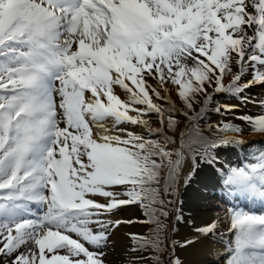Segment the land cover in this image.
<instances>
[{"label": "snow or ice", "instance_id": "snow-or-ice-1", "mask_svg": "<svg viewBox=\"0 0 264 264\" xmlns=\"http://www.w3.org/2000/svg\"><path fill=\"white\" fill-rule=\"evenodd\" d=\"M257 86L264 0H0V264H106L112 230L135 223L149 232L128 234L131 264H184L179 197L204 167L262 210H226L224 264H264V149L226 166L240 126L200 128L212 92L243 104ZM239 119L264 136V112ZM132 206L146 219H112ZM188 224L207 238L219 217Z\"/></svg>", "mask_w": 264, "mask_h": 264}, {"label": "rangeland", "instance_id": "rangeland-1", "mask_svg": "<svg viewBox=\"0 0 264 264\" xmlns=\"http://www.w3.org/2000/svg\"><path fill=\"white\" fill-rule=\"evenodd\" d=\"M229 79V77L225 78L224 83L226 85L229 83ZM152 83L154 84L155 82L153 81ZM169 88L171 91L167 93L169 97L168 102L174 104L177 108H182L183 102L177 95V86L169 85ZM173 90H175V92ZM209 92H212V89H209ZM119 94H121V98L124 99L122 90H119ZM244 95L249 98V101L242 104L238 99L230 97L226 93L212 92V101L209 105L210 110L207 113L206 119L202 120L200 123V128L206 132L208 131L209 124L215 128V126L221 121L239 125L242 129L241 133H229V135L236 136L244 142L242 147L228 146L220 149L217 153L220 160L226 166H242L252 160V154L258 153L259 150L264 149V136H260L250 131L246 122L239 119L241 116H256L264 112V108H261L260 106L261 101H264V88L259 86L254 87L250 91L245 92ZM200 99L201 104L196 105L197 111L203 106L204 97H201ZM159 103L164 102L159 101ZM217 104H239L240 106L234 109L231 113L219 115L211 110ZM153 120H155V117H153ZM152 126L154 128L159 127V124L153 123ZM183 126L184 122L182 120L180 127L183 128ZM130 130H133V128H130ZM134 130L140 131V129ZM231 191L232 189L224 185L223 178L211 167H204L202 170L198 171L188 189L181 188L179 199L184 201L183 213L185 216V222L176 225L178 230L173 234L172 238L181 242L184 237L196 240V243L185 250L177 249V255H179L184 261V264H224V261L221 258L222 253L224 252V242L230 238L227 235L228 228L227 221L225 220V212L227 209L244 208L245 210L250 209L257 214H261L262 211L252 206L249 200L241 198L240 196L230 195L229 193ZM33 211H36L35 206ZM190 213L191 217L189 216ZM217 217H219V226L215 235L208 236L207 238L203 236L196 238L193 235V227L188 224L190 218L194 219L196 226H204L217 219ZM112 219H132L140 221L146 219V217L140 208L132 206L127 210L120 211L116 216L112 217ZM148 232V227L143 226L140 223H135L133 225L125 224L118 229H113L109 237L108 246L104 249L106 253V264H131L133 257L139 255V253H132L130 251L133 242L128 234L137 233L141 236H145ZM117 234L118 236L123 235L124 241L122 243L117 242L114 245V235ZM206 248H212V251L206 252L208 255L204 253L202 256H198L197 260H191L189 256L190 251H199ZM143 254L148 255L147 253ZM140 264H152V261L149 259L141 261Z\"/></svg>", "mask_w": 264, "mask_h": 264}, {"label": "bare ground", "instance_id": "bare-ground-1", "mask_svg": "<svg viewBox=\"0 0 264 264\" xmlns=\"http://www.w3.org/2000/svg\"><path fill=\"white\" fill-rule=\"evenodd\" d=\"M171 88V87H170ZM121 91V90H120ZM123 91V90H122ZM171 91V90H170ZM175 92V90H173ZM172 94V93H171ZM121 95V94H120ZM175 96V95H174ZM134 213V212H133ZM131 214V213H130ZM124 241V236L122 235H114V241H113V244L115 245L117 242L118 243H122ZM122 248V247H121ZM114 250V249H113ZM212 251V248H206L204 250H195V251H190L189 252V256L191 258L192 261H195L197 260V257L198 256H202V254L206 253V252H210ZM207 254V253H206ZM208 255V254H207Z\"/></svg>", "mask_w": 264, "mask_h": 264}, {"label": "trees", "instance_id": "trees-1", "mask_svg": "<svg viewBox=\"0 0 264 264\" xmlns=\"http://www.w3.org/2000/svg\"><path fill=\"white\" fill-rule=\"evenodd\" d=\"M206 132V131H205ZM207 133V132H206Z\"/></svg>", "mask_w": 264, "mask_h": 264}]
</instances>
